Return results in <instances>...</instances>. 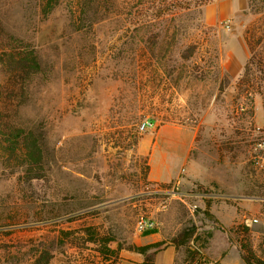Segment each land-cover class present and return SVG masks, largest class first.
Segmentation results:
<instances>
[{
  "label": "rangeland",
  "instance_id": "rangeland-1",
  "mask_svg": "<svg viewBox=\"0 0 264 264\" xmlns=\"http://www.w3.org/2000/svg\"><path fill=\"white\" fill-rule=\"evenodd\" d=\"M212 1L101 0L80 19L77 0L47 16L43 0H0V55L11 34L42 64L22 78L0 63V264H120L154 243L142 264H244L241 243L264 259V0L229 27L204 23ZM163 126L191 144L203 182L184 145L167 162L169 175L185 166L181 178L150 181L145 142ZM19 129L39 138L42 163H23L21 138L8 149ZM142 218L155 227L139 231ZM88 229L114 238L118 256L101 255Z\"/></svg>",
  "mask_w": 264,
  "mask_h": 264
},
{
  "label": "trees",
  "instance_id": "trees-1",
  "mask_svg": "<svg viewBox=\"0 0 264 264\" xmlns=\"http://www.w3.org/2000/svg\"><path fill=\"white\" fill-rule=\"evenodd\" d=\"M60 0H43L44 5L42 8L43 14L46 16L52 13ZM101 0H77L76 2V13L78 17L82 19L84 15L87 18L90 17L94 12H97L99 9ZM139 1V0H138ZM250 5L252 0H248ZM204 1L199 3V7L204 5ZM138 5V6H137ZM137 8L141 6L139 2L136 3ZM135 6V7H136ZM141 8V7H139ZM92 13V14H91ZM138 27L142 28L145 26V23L139 21ZM6 41L8 43L15 42L17 43L15 46H8L10 48H3V54L0 55V63L2 64V68L12 75H21L22 78H27L38 74L42 70L41 60L39 55L31 47V45L25 44L23 41L14 37L11 34H6ZM248 45L252 51V59H250V63L253 62L254 58V47L251 42L248 40ZM7 46V47H8ZM224 87V85H223ZM5 142H9L11 146L8 147L11 151H15L17 145L20 143L19 138L22 139V156L23 163L28 165H38L42 163L43 153L40 140L35 134L30 131L26 132L24 129H19L18 131H11V133L5 134ZM208 215H211L207 212ZM248 231V228H246ZM86 233L90 235V239H88L89 243H92L96 246L97 251L103 256H118L119 250L111 248V245L116 242V240L109 236H98L94 230L88 229ZM195 234V228H187L183 231V233L175 237L173 240V245L176 249L188 243ZM162 243H154L145 246H131L129 250L139 253L143 256H147L149 250L158 248ZM241 258L244 264H264V259L257 256L253 251L251 245L249 243H241Z\"/></svg>",
  "mask_w": 264,
  "mask_h": 264
},
{
  "label": "crops",
  "instance_id": "crops-1",
  "mask_svg": "<svg viewBox=\"0 0 264 264\" xmlns=\"http://www.w3.org/2000/svg\"><path fill=\"white\" fill-rule=\"evenodd\" d=\"M248 4V0H213L212 3L207 5L203 10V21L207 26H218L219 24L234 18L237 14L246 11L248 9ZM242 64L243 63L241 61H238V63H235L234 61L231 64H228V69L233 75H237L242 69ZM157 137L159 139L164 137V147L159 153H157L159 143L155 141ZM182 137V132H177L176 128L163 126L152 134L151 138L145 142L147 145L151 146V150L147 152L150 156V181L157 184H165L171 182L172 180L177 181L181 178L180 170H182L181 168L183 167L184 172L185 166H182L175 175H169V171L167 169L168 156L172 155V152L174 155L176 154V148H178V145L185 146L184 165L188 162H191V165H194L192 174L193 177L191 179L197 182H203L206 179L207 168L197 160L190 157L192 146L187 139L183 143ZM195 165H197L198 168H196ZM181 183L182 182H178L179 185ZM142 263L143 255L134 253V256L127 257L125 260H122L120 264Z\"/></svg>",
  "mask_w": 264,
  "mask_h": 264
},
{
  "label": "built area",
  "instance_id": "built-area-1",
  "mask_svg": "<svg viewBox=\"0 0 264 264\" xmlns=\"http://www.w3.org/2000/svg\"><path fill=\"white\" fill-rule=\"evenodd\" d=\"M232 23V20H227L226 21V27H229L230 24ZM152 126V124L150 122H145L142 124L141 126V130L142 131H146L148 130L150 127ZM257 165L261 166V167H264V158H259L257 160ZM168 193V192H166ZM155 227V222H153L152 220L150 219H144L142 218L139 223H138V229L139 231H145V230H150V229H153Z\"/></svg>",
  "mask_w": 264,
  "mask_h": 264
}]
</instances>
